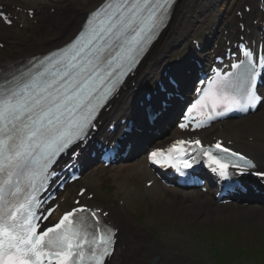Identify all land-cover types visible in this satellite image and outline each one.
<instances>
[{"label": "snow or ice", "instance_id": "6c2138e0", "mask_svg": "<svg viewBox=\"0 0 264 264\" xmlns=\"http://www.w3.org/2000/svg\"><path fill=\"white\" fill-rule=\"evenodd\" d=\"M173 3L106 0L72 44L0 81V264H104L111 254L114 232L101 226L95 212L83 208L39 232L36 192L54 158L86 137L98 109L138 62ZM244 57L245 61L232 65L233 71L217 74L198 90L199 99L188 109L181 128L194 114L199 120L193 130L217 116L255 107L261 99L256 92L257 68L264 69V57L259 65L252 52L245 51ZM186 143H194L198 155L206 157L208 167L224 181L235 175L231 168L255 167L219 142L206 149L199 140L177 141L167 150L151 152L149 159L183 175V169L199 162L184 147ZM89 215L94 224L86 222Z\"/></svg>", "mask_w": 264, "mask_h": 264}, {"label": "bare ground", "instance_id": "6f19581e", "mask_svg": "<svg viewBox=\"0 0 264 264\" xmlns=\"http://www.w3.org/2000/svg\"><path fill=\"white\" fill-rule=\"evenodd\" d=\"M85 0H69V3L65 4L64 11L61 14L58 15H51V14H46L43 13L42 16H38L39 20V25L41 27L42 33H44V36H48V39L38 43L35 45L34 50H20L17 52L14 57L15 58H9L6 61H3L0 63V66L2 65H8L12 63H16L22 59L37 55V54H44L51 49H55L63 45L65 42H67L76 32L78 29V25L82 22L84 18V14L92 10L97 4L101 2V0H89V4L83 3ZM1 4H5L3 0H0ZM185 3V0L179 1V3L176 5V9L174 11V16L173 19L171 20V23L176 21V19H179V16H184L183 12L181 11L183 5ZM256 14V12H254ZM61 18V22L57 25L52 24L51 21L55 19ZM45 20L47 21V24L45 25ZM208 20L211 21V16H205L202 20L203 23H208ZM234 19L231 20L233 22ZM170 23V24H171ZM166 30L165 32H167ZM165 32L162 34L159 42L153 47L151 52L149 53V56H156L160 53L161 59L160 62L156 64V66H152L151 62L143 63L142 67L144 69H147L150 73H154V77L158 75V70L161 67H167L170 65V52H169V45L165 44L163 42V38L166 37ZM165 34V35H164ZM163 37V38H162ZM39 38V37H35ZM181 44V43H179ZM164 45V46H163ZM162 49V50H160ZM187 52H190L191 49L187 48ZM33 52V53H32ZM176 54L179 53V50L175 52ZM174 53V54H175ZM155 67V68H154ZM157 68V69H156ZM172 66L170 65V70H172ZM141 74V73H140ZM143 80L146 82H151V80L146 79V78H140L136 77L133 79L139 86L143 85ZM130 94V89H126L125 92L122 93V95H127ZM122 95L119 97V99L115 100L112 103L111 109L107 112V114L102 115L101 121L105 122L109 118L114 117L117 115V112L114 113V111L118 108V105L122 101ZM137 98L135 95L130 96V100L135 102ZM131 108V102L127 101L125 103V106L122 108L121 111H119L123 116H127V110ZM264 125V121H263ZM250 134L252 138L257 140L259 143L262 142L263 135H260L257 133V131H250V133H243L242 135ZM173 136V135H172ZM240 135L238 133L234 134V137H239ZM165 137V136H163ZM152 138V136L150 137ZM165 141V138L162 139L161 142ZM140 144L136 146V148H139ZM260 163H262V160H259ZM142 168L140 165H137L134 168L133 173L138 172V170ZM143 173H147V171L142 168L140 170ZM100 179L99 175H96L94 177L95 183ZM116 184L119 186V189L122 190L125 189L129 194H131V199H128L129 202H126V207L124 210H127V208H131L136 200H139L142 196V193H150L151 191H143L141 192H136L135 190L132 189V183H130L128 176H120L115 177ZM155 188L157 190L163 188L160 183H157L155 185ZM170 190V192L174 194H179L182 197L186 198H196L198 199L201 197V194L199 192H181L178 191V189H165ZM264 190V188H263ZM264 194V193H263ZM262 195V194H261ZM261 195L253 196L252 199L256 201L258 204L256 206L250 204L249 206L246 207V209L252 210L254 212H259L262 215V220L261 224L264 223V198ZM62 196L66 197V203L60 205V209L66 207L69 205L67 203V200L71 196L69 191H66L65 193L62 194ZM169 206H173L172 204H169ZM242 207H240L241 209ZM112 213L114 216H117V211L115 209L112 210ZM120 228V233H121V242L123 245L127 246V249L123 251L122 249L119 250L118 254L114 259L111 260L110 264H148L149 260L153 257L159 258V264H204V260L200 258H196L190 255L189 248L187 246H181L179 249V252L177 254H174L170 252L165 246L157 248L155 245H153L149 240L147 239H142L141 241L137 242L135 238L131 235V227L127 223H118L117 225ZM165 243L168 244L169 240H165Z\"/></svg>", "mask_w": 264, "mask_h": 264}, {"label": "rangeland", "instance_id": "374dc122", "mask_svg": "<svg viewBox=\"0 0 264 264\" xmlns=\"http://www.w3.org/2000/svg\"><path fill=\"white\" fill-rule=\"evenodd\" d=\"M190 6H189V10H192L193 13L197 14L195 11H198V7L197 6H194L195 3H192L190 2L189 3ZM37 3H34V2H28L26 6L28 7H32V6H36ZM197 5V4H196ZM63 7V5L61 6V8ZM187 9H188V6H187ZM194 10V11H193ZM39 32L38 28H37V25L36 26H32L31 24L28 25V29L27 30H8V29H4L2 27H0V38L1 37H6L5 39H8L9 41H12L14 40L16 43H15V46L17 48H24L25 46H28V39L31 38L32 35H34V33H37ZM14 51H11L10 53L12 54ZM253 123H258V121H252ZM198 212V210H197ZM174 213V212H172ZM217 214H221V213H217ZM235 215V214H234ZM176 216L175 214L173 215V219H175ZM172 217V216H170ZM180 217V216H179ZM235 217H237L235 215ZM240 217V216H239ZM231 218V217H230ZM230 218L226 217L225 220H229ZM241 220L244 221L250 228H255L257 229V227L254 225L255 224V218L251 215H246L244 214L242 217H241ZM194 219L191 220V222H193ZM218 222V218H213L211 219L210 221H205L204 222V226H208L210 225V223H217ZM186 239H192L191 236H188L186 234ZM218 240L219 244H220V247H223V243L225 240H228V239H224V237L221 236V240L220 239H216V241ZM189 241V240H188ZM186 241V243L188 242ZM229 242V240H228ZM188 244V243H187ZM230 244V242H229ZM197 246H200L201 247V250H202V253L206 256V258H208V253H209V250H208V246H209V240L208 238H202L200 239V241L196 240L195 241V247L192 248V250L196 253V249H197Z\"/></svg>", "mask_w": 264, "mask_h": 264}]
</instances>
